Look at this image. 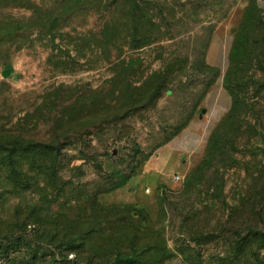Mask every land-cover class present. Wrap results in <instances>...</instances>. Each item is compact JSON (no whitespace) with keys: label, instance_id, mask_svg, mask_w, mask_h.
Returning a JSON list of instances; mask_svg holds the SVG:
<instances>
[{"label":"rangeland","instance_id":"374dc122","mask_svg":"<svg viewBox=\"0 0 264 264\" xmlns=\"http://www.w3.org/2000/svg\"><path fill=\"white\" fill-rule=\"evenodd\" d=\"M247 3L0 0V243L5 233L35 238L45 246L41 264H53V254L102 255L116 241L112 223L141 227L129 212L136 206L103 212L96 200L136 204L155 218L159 207L170 211L172 191L205 149L194 164L197 157L183 161L166 141L177 133L207 144L229 109L224 76ZM242 129L249 138L247 125ZM255 133L202 181L204 203L217 214L223 207L224 225L245 226L243 207H264L263 199L255 205L264 127ZM27 143L47 144L53 154L33 155L21 148ZM50 162L55 174L42 167ZM231 209L237 213L227 222ZM168 214L153 229L178 235L179 222ZM228 239L219 231L204 247L203 264H255ZM263 244L252 245L262 258ZM29 251L0 255V264H20ZM158 255L146 252L141 264H159ZM167 263L188 264L177 254Z\"/></svg>","mask_w":264,"mask_h":264},{"label":"trees","instance_id":"16d2710c","mask_svg":"<svg viewBox=\"0 0 264 264\" xmlns=\"http://www.w3.org/2000/svg\"><path fill=\"white\" fill-rule=\"evenodd\" d=\"M224 85L232 97L231 105L210 132L205 152L199 162L186 174L182 185L172 191L170 211L159 207L155 218L144 207H138L136 204L105 205L96 200V208L103 212L112 209L125 212L120 209V206H136L132 207L129 212L131 218L139 223L141 229L134 225L131 227L123 224L117 226L112 223L110 228L114 229V234L117 235L116 241L112 244L113 249L101 253L102 255L91 256V252H88L83 257L80 255L74 258H69L68 255L53 254V264H141L143 254L151 250L159 251L157 257L159 264H168L169 258L176 254L188 264H203L204 247L219 231L223 236L229 237L228 247L232 251L238 254L249 251L255 264H264V258L252 249V245L257 240L264 241V207H243L238 216L244 223L246 222L245 226L224 225L221 223L225 212L223 207L219 205L221 207V212L220 209L217 211L220 212L219 214L211 211V207L204 203L205 192L201 187L207 174L211 171L218 173L221 167L227 165L231 152H239L241 144L249 143L251 136L259 134L255 133L258 125L264 127V8L259 0H248L244 8L242 21L235 30L229 49ZM244 125H247V131L250 133L249 138L246 139L240 132L243 131ZM169 140L170 138L166 142ZM21 148L33 155L49 157L53 154V148L47 144L27 143L22 144ZM261 154H263L262 161L256 167L259 181L257 195L259 198L255 203L256 206L260 200H264V151H261ZM5 164L12 170L17 166L13 161H7ZM43 166L48 168L51 174L56 173V163H43ZM133 175L134 173H131L128 177L118 181L114 188L123 186ZM248 198L250 197H247L246 202ZM231 210L226 217L227 222L234 219L233 215L237 213L235 209ZM167 212H169L170 222H176V220L179 222L178 235L167 236L163 233V228L153 229V223L161 220ZM215 218L218 223L212 226L211 222ZM5 235L0 243V255H7L13 250L30 249L29 257L23 258L20 264H41L42 255L45 252L42 242L17 234L14 237L8 233ZM234 236L236 239H232ZM139 242L143 245L140 246ZM170 242L173 244L171 251L169 250ZM138 247H142L144 252H138ZM261 248H264V244ZM235 261V259H229L227 262L224 260L226 264H232Z\"/></svg>","mask_w":264,"mask_h":264},{"label":"crops","instance_id":"0c3cea01","mask_svg":"<svg viewBox=\"0 0 264 264\" xmlns=\"http://www.w3.org/2000/svg\"><path fill=\"white\" fill-rule=\"evenodd\" d=\"M259 3L264 8V0H260ZM222 116L223 114L218 117L217 121L221 119ZM168 142L172 143L176 153L183 159V161L186 159L188 154H191L192 157H197L194 161V164L198 161L200 155L202 154L206 146L205 142L197 143L195 137L190 135L182 136L180 134H176ZM129 180L125 184H127Z\"/></svg>","mask_w":264,"mask_h":264},{"label":"water","instance_id":"95a60500","mask_svg":"<svg viewBox=\"0 0 264 264\" xmlns=\"http://www.w3.org/2000/svg\"><path fill=\"white\" fill-rule=\"evenodd\" d=\"M12 67H7V68H5L4 70H3V74L4 75H8L11 71H12Z\"/></svg>","mask_w":264,"mask_h":264},{"label":"built area","instance_id":"2783aa9c","mask_svg":"<svg viewBox=\"0 0 264 264\" xmlns=\"http://www.w3.org/2000/svg\"><path fill=\"white\" fill-rule=\"evenodd\" d=\"M175 177H176V178H179V175H176Z\"/></svg>","mask_w":264,"mask_h":264}]
</instances>
